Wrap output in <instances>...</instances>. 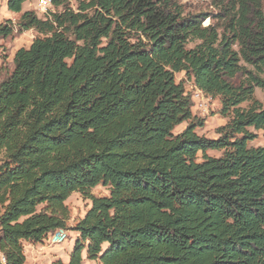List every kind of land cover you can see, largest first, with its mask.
Here are the masks:
<instances>
[{
    "label": "trees",
    "instance_id": "16d2710c",
    "mask_svg": "<svg viewBox=\"0 0 264 264\" xmlns=\"http://www.w3.org/2000/svg\"><path fill=\"white\" fill-rule=\"evenodd\" d=\"M48 1L44 18L0 23V40L15 27L39 35L0 82L6 264L68 227L78 236L54 264H264V0H209L215 13L180 0ZM177 73L218 98L216 138L198 134L205 120ZM100 184L107 196L92 194ZM73 192L91 204L70 226Z\"/></svg>",
    "mask_w": 264,
    "mask_h": 264
},
{
    "label": "rangeland",
    "instance_id": "374dc122",
    "mask_svg": "<svg viewBox=\"0 0 264 264\" xmlns=\"http://www.w3.org/2000/svg\"><path fill=\"white\" fill-rule=\"evenodd\" d=\"M180 3L183 5L186 12L200 11L215 13L209 0H180ZM50 4L48 0H44L45 8H40L37 4V0H28L22 3L19 12H14L8 9L6 0H0V23L11 20L12 23L16 25L19 16L25 11H33L39 18H44L48 12L54 11V8ZM71 6L74 8V1H71ZM209 22L210 20L206 19L203 24L207 25ZM37 36H39L38 33L33 29L19 31L17 27H15L11 36L0 40V82L9 75L13 69V55L15 51L21 47L27 48ZM175 77L176 81L183 82L185 91L191 97L192 113L205 120L203 127L197 130L198 134L207 138H216L217 128L223 126L226 122V118L219 113L220 104L218 98H211L202 94L183 73H177ZM255 98L259 100L264 107V91L256 88ZM201 104H203V106ZM200 105L202 107H200ZM184 127L185 123L177 126L175 132L181 131ZM253 144H261V138L259 137ZM221 153L220 150L207 151V155L213 157H218ZM200 157L201 155L199 154L198 158ZM92 194L95 196H107L108 189L100 184L92 189ZM90 204V200L83 199L77 192H73L69 195L66 200V205L70 212V226L74 224L75 220L84 215L85 211L90 207ZM66 234V238L61 243L52 245L44 244L43 246H33L26 243L24 246V254L26 256L24 264H54L57 260L67 262L78 234L72 227L66 229Z\"/></svg>",
    "mask_w": 264,
    "mask_h": 264
},
{
    "label": "built area",
    "instance_id": "2783aa9c",
    "mask_svg": "<svg viewBox=\"0 0 264 264\" xmlns=\"http://www.w3.org/2000/svg\"><path fill=\"white\" fill-rule=\"evenodd\" d=\"M37 4L40 8H45L44 0H37ZM200 107H202V106L200 105ZM59 233H66V229L59 228V229H56L55 231H53L49 236L48 245H52V244L57 243V237H58Z\"/></svg>",
    "mask_w": 264,
    "mask_h": 264
},
{
    "label": "bare ground",
    "instance_id": "6f19581e",
    "mask_svg": "<svg viewBox=\"0 0 264 264\" xmlns=\"http://www.w3.org/2000/svg\"><path fill=\"white\" fill-rule=\"evenodd\" d=\"M198 94V93H197ZM200 96V95H199ZM200 98V97H199ZM202 102V101H201ZM199 104V103H198ZM203 106V104H201ZM67 234L66 233H59L57 237V243H61L65 238ZM6 257L3 253L0 252V264H6Z\"/></svg>",
    "mask_w": 264,
    "mask_h": 264
}]
</instances>
